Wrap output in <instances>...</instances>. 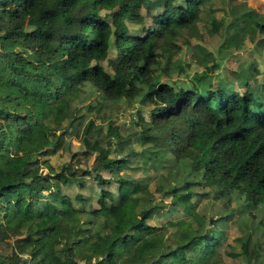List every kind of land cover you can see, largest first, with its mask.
I'll return each instance as SVG.
<instances>
[{
  "label": "trees",
  "instance_id": "16d2710c",
  "mask_svg": "<svg viewBox=\"0 0 264 264\" xmlns=\"http://www.w3.org/2000/svg\"><path fill=\"white\" fill-rule=\"evenodd\" d=\"M239 1L0 0V264H264L246 221L226 243L235 209L194 203L220 181L240 206L264 205V23ZM183 47L197 65L191 82H161ZM239 53L247 70L203 85ZM89 89L139 100L134 124L168 136L174 160L143 173L156 175L153 191L124 186L141 170L132 157L164 149L135 151L139 130L115 122L86 133L69 162L49 158Z\"/></svg>",
  "mask_w": 264,
  "mask_h": 264
},
{
  "label": "rangeland",
  "instance_id": "374dc122",
  "mask_svg": "<svg viewBox=\"0 0 264 264\" xmlns=\"http://www.w3.org/2000/svg\"><path fill=\"white\" fill-rule=\"evenodd\" d=\"M239 7L244 13L249 11L259 13L261 15L262 22L264 23V0H240ZM259 37L260 35L257 33L255 35V39ZM211 50L214 54H216L214 48ZM186 51V47H183V51L177 57V61L162 74L163 76L160 78L161 82L172 85L175 80L180 78L183 79L184 77H187V82H191L192 77H194L197 71V65L193 64V62H190L189 65L187 64ZM245 59L246 56L244 53H239V56L236 55L235 57L230 58L220 67L219 71L205 80L203 85H208L210 83L229 85L228 80L231 69L244 71L250 67L249 63H247ZM258 66L260 70L264 71V58L260 57ZM92 91V89H89L82 92L80 99L75 102L71 108H69L70 113L74 116L73 124L70 128H68L66 135L61 138L57 154L55 156L51 155L49 158L54 164H56V166L69 162L73 158V155L81 154L85 150L83 138L86 133H88L90 137L95 138L97 137L99 129L102 128L104 129V132H107L109 124L111 122H115L121 126L124 135H126L127 132L129 133L139 130V134L132 137V146L135 151L151 152L157 145L164 149V152L158 156L153 155L146 159L132 157L133 167L138 166L141 170H139L138 173L132 170H129L128 172L138 183L135 182L133 184H136L135 186H124V190L130 192L140 188L147 191H153L155 188L156 175L151 177L149 176L146 179L144 178L143 173L151 171L158 172L161 175L164 173V169L169 167L170 161L174 160V156L171 155L172 149L170 148V143L168 142V136L164 134L157 137L151 133V129L147 125L143 124V127H140L134 124L137 112L141 109V103L139 100L136 99L135 101L129 102H117L108 100L104 96L98 93L95 94ZM144 115L147 117L148 112L145 111ZM238 118L246 121L247 115L242 113L238 115ZM88 128L91 129L89 132H87ZM166 154L168 156H165ZM166 158L168 160H166ZM91 162H93V159L90 163ZM81 167L84 170L87 166L83 165ZM121 173L123 174L124 171ZM144 185H147V188H144ZM206 189L211 192L209 198L194 199V203L198 206L197 212L206 211L211 212V214L218 215L223 211L231 209H235L237 211L235 219L229 221L228 223L229 231L232 235L228 237L226 243L235 242L240 222L246 221L245 229L256 235L255 237L259 238L261 244L264 245V205L246 204L244 206H240L232 199L234 194H230L227 185L220 181L208 184ZM167 203L171 206L169 202ZM177 216L178 211L176 210L171 217L176 219ZM168 219L169 216L166 215L165 217H158L156 223H165ZM3 249L7 250L9 249V246L6 245Z\"/></svg>",
  "mask_w": 264,
  "mask_h": 264
}]
</instances>
